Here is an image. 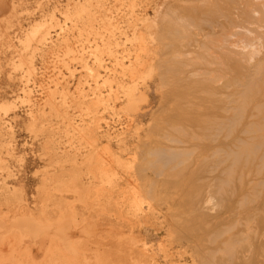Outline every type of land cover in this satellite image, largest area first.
<instances>
[{
	"label": "rangeland",
	"instance_id": "rangeland-1",
	"mask_svg": "<svg viewBox=\"0 0 264 264\" xmlns=\"http://www.w3.org/2000/svg\"><path fill=\"white\" fill-rule=\"evenodd\" d=\"M245 1L0 0V17H12L0 21V106H12L0 108V175L22 196L24 224L46 219V246L61 245L62 228L78 263L264 264V37L249 11L264 25V0ZM228 31L237 57L223 46ZM140 47L149 50L133 73ZM120 84L134 87L130 98ZM61 213L69 223L55 228ZM39 242L24 238L28 263L47 264Z\"/></svg>",
	"mask_w": 264,
	"mask_h": 264
},
{
	"label": "bare ground",
	"instance_id": "bare-ground-1",
	"mask_svg": "<svg viewBox=\"0 0 264 264\" xmlns=\"http://www.w3.org/2000/svg\"><path fill=\"white\" fill-rule=\"evenodd\" d=\"M2 1V0H1ZM240 0H238V2H239ZM243 1H245V0H243ZM254 0H251V2H253ZM257 1H259V0H257ZM256 1V2H257ZM4 2H5V0H4ZM122 2V1H121ZM245 2H248V1H245ZM251 2H249L250 4H252ZM1 3V5L3 4V2H0ZM5 3H7V2H5ZM237 3V2H236ZM240 3V2H239ZM259 3V2H258ZM86 4H87V2H86ZM238 4V3H237ZM254 4H255V2H254ZM254 4H252V6L254 5ZM263 4V3H262ZM130 5V4H129ZM240 5H242V4H240ZM247 5L249 6V4L247 3ZM5 6V5H4ZM89 6V5H88ZM140 6V5H139ZM138 6V7H139ZM247 6V7H248ZM251 6V5H250ZM257 6H258V4H257ZM8 7V6H7ZM245 7H246V5H245ZM98 8V7H97ZM263 8H264V6H263ZM262 8V9H263ZM2 9V6H1V8H0V10ZM7 9V8H6ZM99 9V8H98ZM196 9V8H195ZM261 9V10H262ZM9 10V9H8ZM260 10V9H259ZM259 10H257L254 6L253 7H251L250 8V15H251V19L253 18V17H256V19H255V21L254 22H256L257 23V26L259 27V28H261V29H263L262 30V33H259V29H257V32L259 33V34H261V35H259V38L261 37H264V25H261V24H263V23H259L260 22V20H259V18H258V16H259ZM11 11V10H10ZM14 11V10H13ZM86 11V10H85ZM194 11V10H193ZM15 12V11H14ZM211 12V11H210ZM227 12V11H226ZM232 12V11H231ZM248 12V11H247ZM262 12H264V9L262 10ZM9 13V12H8ZM7 13V14H8ZM84 13V12H83ZM93 13V12H92ZM97 13V12H96ZM133 13V12H132ZM212 13V12H211ZM215 13V12H214ZM217 13V12H216ZM215 13V14H216ZM219 13V12H218ZM240 13V12H239ZM12 14H13V12H12ZM11 13H10V15H12ZM89 14V13H88ZM231 14V16L232 17H234V16H236L234 13H230ZM247 14H249V12L247 13ZM16 15V14H15ZM128 15V14H127ZM204 15V14H203ZM243 15V14H242ZM261 15H263V14H261ZM6 16V15H5ZM8 17H9V15H7ZM93 16V15H92ZM202 16V15H201ZM217 16V15H216ZM223 16V15H222ZM229 16V15H228ZM228 16H223V17H225V18H227ZM247 17L249 16V15H246ZM264 16V15H263ZM4 17V16H3ZM3 17H0V21H1V19L6 23V21L8 20L6 17V19L5 18H3ZM15 17V16H14ZM78 17V16H77ZM211 17V16H210ZM218 17V16H217ZM10 18V17H9ZM79 18V17H78ZM85 18V17H84ZM235 18H237V16L235 17ZM5 19V20H4ZM10 19H12V17L10 18ZM9 19V20H10ZM71 19V18H70ZM128 19V18H127ZM204 19H206V18H204ZM238 19V18H237ZM248 19L250 20V16L248 17ZM254 19V18H253ZM8 20V21H9ZM148 20V19H147ZM7 21V22H8ZM108 21V20H107ZM110 21V20H109ZM202 21V20H201ZM226 21V20H225ZM224 21V22H225ZM229 21V20H228ZM251 21V20H250ZM249 21V22H250ZM253 21H252V23H253ZM263 21V20H262ZM2 22V21H1ZM1 22H0V26L2 27V25H1ZM101 22V21H100ZM149 22H151V21H149ZM166 22V21H165ZM164 22V23H165ZM218 22H219V20H218ZM218 22H216V23H218ZM9 23V22H8ZM38 23V22H37ZM90 23V22H89ZM109 23V22H108ZM153 23V22H152ZM204 23H206V22H204ZM226 23V22H225ZM230 25H227V26H230L231 27V25L233 24L232 22H228ZM228 23H226V24H228ZM242 23V22H241ZM39 24V23H38ZM38 24H35V26H32V28H31V30L28 32V34L26 35V38H25V44H27V43H29V41H31V39L35 36V34L39 31V29H40V25H38ZM87 24V23H86ZM92 24V23H91ZM169 24V23H168ZM219 24H220V22H219ZM4 26H5V24H3ZM42 25V24H41ZM165 25V24H164ZM179 25V24H178ZM177 25V26H178ZM182 25V24H181ZM211 25V24H210ZM236 24H233L232 25V27H234ZM251 25V24H250ZM255 25V24H254ZM4 26H3V28H4ZM44 26V25H43ZM163 26V25H162ZM217 26V25H216ZM222 26V25H221ZM256 26V25H255ZM78 27V26H77ZM88 27V26H87ZM94 27V26H93ZM143 27V26H142ZM145 27V26H144ZM182 27H183V25H182ZM82 28V27H81ZM90 28V27H89ZM88 28V29H89ZM222 28V30H223V27H221ZM244 28V27H243ZM257 28V27H256ZM256 28H253L254 30L256 29ZM148 29V28H147ZM159 29V28H158ZM158 29H156V30H158ZM224 29H225V27H224ZM248 29V28H247ZM5 30H6V28H5ZM45 30H47V29H45ZM99 30V29H98ZM162 30V29H161ZM239 30V29H238ZM251 30V29H250ZM1 31H2V33L3 34H5L4 32H6V31H4V29L2 30L1 29ZM4 31V32H3ZM166 31H167V29H166ZM206 31L208 32V30L206 29ZM246 31V30H245ZM244 31V32H245ZM47 32V31H46ZM158 32V31H157ZM159 32H160V30H159ZM252 32H253V30H252ZM1 33V32H0ZM1 33V34H2ZM45 33V32H44ZM43 33V34H44ZM85 33V32H84ZM142 33V32H141ZM212 33V32H211ZM224 33V32H223ZM231 33H233L232 31H231ZM231 33H229V31H228V34H226L225 35V37H224V45L223 46H226L225 47V50H227V52L231 55V54H233L234 52H235V57H237V54H240V52L242 51V50H238V52H237V49L239 48H237V46H238V44L236 43V39L234 40V41H232L231 40V37L234 35H232ZM255 33H256V30H255ZM2 34V35H3ZM41 34V33H40ZM43 34H41V37L42 36H44ZM46 34V33H45ZM158 34H160V33H158ZM225 34V33H224ZM223 34V35H224ZM247 34V33H246ZM88 35V34H87ZM95 35L96 36H98L97 38H99V39H101V43L105 46V45H107V47H108V44L107 43H105L104 42V35L102 36L101 34H97V33H95ZM151 35V34H150ZM206 35V34H205ZM213 35V34H212ZM222 35V34H221ZM248 35V34H247ZM1 36V35H0ZM4 36V35H3ZM79 36V35H78ZM90 36V35H89ZM157 36V35H156ZM204 36V35H203ZM235 36V35H234ZM253 36V35H252ZM251 36V37H252ZM255 36H258V34H256ZM40 37V36H39ZM39 37H37V39H39ZM40 37V39H42ZM207 37V36H206ZM221 38H223L222 36H220ZM194 38V37H193ZM208 38V37H207ZM211 38V37H210ZM35 39V38H34ZM43 39H44V37H43ZM42 39V40H43ZM47 39V38H46ZM96 39V38H95ZM112 39V38H111ZM142 39V38H141ZM159 39V38H158ZM212 39V38H211ZM218 39V41H219V39L220 38H217ZM232 39H233V37H232ZM240 39V38H239ZM242 39V38H241ZM243 39H245V38H243ZM264 39V38H263ZM132 40V39H131ZM153 40V39H152ZM157 40V39H156ZM210 40V39H209ZM214 40V39H213ZM39 42L41 41V40H38ZM38 41H37V43H38ZM44 41H46V40H44ZM221 41H223V40H221ZM220 41V42H221ZM237 41H239V40H237ZM257 41H258V38H257ZM262 41V40H261ZM33 42V41H32ZM91 42V41H90ZM141 42V41H140ZM214 42V41H213ZM46 43V42H45ZM211 43V42H210ZM42 44H44V42L42 43ZM140 44H142V42L140 43ZM148 44V43H147ZM215 44V43H214ZM243 44V43H242ZM94 45V58H95V60L96 61H99L98 60V53L100 52V46L98 45V43H96L95 42V44H93ZM143 45V44H142ZM141 45V46H142ZM213 45V44H212ZM244 45V44H243ZM242 45V46H243ZM263 45V44H262ZM42 46V45H41ZM45 46V45H44ZM102 46V45H101ZM143 46H145V45H143ZM154 47H155V45H153ZM219 46V45H218ZM221 47H222V45H220ZM241 46V45H240ZM153 47V48H154ZM23 48V47H22ZM25 48H26V46H25ZM28 48V47H27ZM35 49L34 50H36V47H34ZM88 48V47H87ZM90 48V47H89ZM153 48H152V50L150 49V51H152V53L154 54V52H156V51H154L153 52ZM158 48V47H157ZM220 48V47H219ZM224 48V47H223ZM237 48V49H236ZM246 48V47H245ZM245 48H244V50H245ZM264 48V47H263ZM102 49V48H101ZM139 49V51H138V53H135L134 52V60L132 61V67L129 65V70L131 71V72H133V71H135L137 68H138V66H139V68L141 67V65H143L144 64V59H143V57L145 56V54L147 53L146 51L147 50H149V49H146V47H140V48H138ZM159 49V48H158ZM158 49H156L157 51H158ZM41 50H42V48H41ZM86 50V49H85ZM108 50V52H109V49H107ZM154 50H155V48H154ZM260 50V49H259ZM27 51V50H26ZM37 51V50H36ZM38 51H39V49H38ZM210 51V50H209ZM240 51V52H239ZM264 51V50H263ZM212 52V51H211ZM222 52H223V50H222ZM248 52V51H247ZM249 52H250V50H249ZM252 52V51H251ZM250 52V53H251ZM109 53H111V52H109ZM156 53H158V52H156ZM155 53V54H156ZM159 53H161L160 52V50H159ZM209 53V52H208ZM242 53V52H241ZM245 53V52H244ZM261 53V52H260ZM100 54V53H99ZM155 54H154V56H155ZM213 54V53H212ZM252 54H254V53H252ZM33 55V54H32ZM151 55V54H150ZM157 55L158 54H156V57H157ZM161 54H159L158 55V57L160 56ZM210 55V54H209ZM255 55V54H254ZM40 56V55H39ZM82 56V55H81ZM93 56V55H92ZM152 57H153V55H151ZM226 56H228V55H226ZM225 56V57H226ZM239 56V55H238ZM241 56V55H240ZM151 57V58H152ZM157 57V58H158ZM247 57V56H246ZM149 58H150V56H149ZM156 58V59H157ZM213 58V57H212ZM228 58H229V56H228ZM249 58V57H248ZM253 58V57H252ZM258 58V57H257ZM76 59V58H75ZM155 59V58H154ZM214 59V58H213ZM217 59H218V57H217ZM221 59V58H220ZM223 59V58H222ZM225 59V58H224ZM237 59V58H236ZM239 59V58H238ZM102 60V59H101ZM117 60V59H116ZM240 60H243L242 58L240 59ZM82 61V60H81ZM153 61V60H152ZM215 61H217V60H215ZM226 61V60H225ZM246 61V60H245ZM117 63V62H116ZM115 63V64H116ZM152 63V62H151ZM215 63V62H214ZM248 63V62H247ZM251 63H252V61H251ZM120 64V63H119ZM245 64V63H244ZM20 65H21V63H20ZM153 65V64H152ZM224 65V64H223ZM247 65V64H246ZM14 66V65H13ZM123 67H124V65H123ZM95 68V67H94ZM142 68V67H141ZM22 69V68H21ZM228 69H229V67H228ZM0 70H1V68H0ZM104 70H105V68H104ZM128 70V69H127ZM138 70V69H137ZM216 70V69H215ZM136 72V71H135ZM90 73V72H89ZM96 73V72H95ZM134 73V72H133ZM199 73V72H198ZM32 75V74H31ZM92 75V74H91ZM134 75V74H133ZM88 76H89V74H88ZM95 76V75H94ZM128 76H130V75H128ZM90 77V76H89ZM96 77H98V74H97V76ZM95 77V78H96ZM131 78H133V77H131ZM111 80V79H110ZM105 81V80H104ZM101 82H103V81H101ZM109 85V84H108ZM120 85H122V84H120ZM123 86V85H122ZM42 87H44V86H42ZM125 86H123V89H122V91H123V93H124V96H126L127 98L129 97H131L130 95H131V92L133 91V93H134V87L132 86L131 88H124ZM27 92V91H26ZM45 93V92H44ZM80 93V92H79ZM95 93V92H94ZM101 93V92H100ZM109 93V92H108ZM111 93V92H110ZM117 93V92H116ZM163 93V92H162ZM97 94H99V93H97ZM143 94V93H142ZM64 95V94H63ZM106 95H107V93H106ZM113 95V94H112ZM97 96H99V95H97ZM103 95H101V96H99V97H102ZM109 96H110V94H109ZM108 96V97H109ZM115 96V95H114ZM117 96V95H116ZM62 97V96H61ZM94 97H95V95H94ZM138 97V96H137ZM145 97V96H144ZM63 99H64V97H62ZM76 98V97H75ZM79 98V97H78ZM103 98V97H102ZM101 98V99H102ZM115 99V101H118V99L116 98V97H114ZM91 99V98H90ZM96 100H98L99 98L98 97H96L95 98ZM104 99H106L105 97H104ZM103 99V100H104ZM109 99H110V97H109ZM141 99H143V98H141ZM140 99V100H141ZM65 100V99H64ZM91 100H93V99H91ZM91 100H90V102H91ZM119 100H121V99H119ZM145 100V99H144ZM89 101V100H88ZM94 101V100H93ZM131 101V103L132 104H135V103H133L134 102V99H131L130 100ZM83 102V101H82ZM94 102H99V101H94ZM104 102H106V100L104 101ZM65 103V102H64ZM76 103H78V102H76ZM112 103H114V102H112ZM88 104H90V103H88ZM91 104H93V102H91ZM90 104V105H91ZM95 105H94V108H95V106H96V103H94ZM31 105H33V104H31ZM38 105V104H37ZM98 105V104H97ZM39 106V105H38ZM100 106V105H99ZM12 106H11V104H2L1 106H0V108L1 109H3V110H8V109H10ZM32 107V106H31ZM97 107V106H96ZM105 107V106H104ZM93 108V107H92ZM12 109V108H11ZM10 109V110H11ZM14 110V109H13ZM56 110V109H55ZM85 110V109H84ZM93 110V109H92ZM80 111H82V109L80 110ZM94 111V110H93ZM101 113V112H100ZM30 115V114H29ZM141 116H143V115H141ZM98 120V119H97ZM132 120V119H131ZM33 121H35V120H33ZM26 125V124H25ZM130 125V124H129ZM76 126V125H75ZM95 126V125H94ZM77 128H78V126H77ZM210 128V127H209ZM25 129V128H24ZM91 129V128H90ZM98 130V129H97ZM124 130V129H123ZM214 131H215V129H213ZM11 131V130H10ZM95 131V130H94ZM93 132V131H92ZM81 133V132H80ZM91 133V132H90ZM89 134V133H88ZM119 134V133H118ZM117 134V135H118ZM120 135H122V134H119L118 136H120ZM137 135V134H136ZM111 135H110V133L108 134H106V136L105 137H107L108 138V141H110V140H112L113 138L112 137H110ZM116 137V136H115ZM121 137V136H120ZM159 137V136H158ZM90 139V138H89ZM88 139V140H89ZM115 140H118V142H119V140H120V138L119 137H117V139H115ZM213 141V140H212ZM94 142V141H93ZM79 143V142H78ZM145 144H147L146 142H145ZM8 144H6V146H7ZM154 145V144H153ZM119 146H121V145H119ZM105 147V146H104ZM103 147V149H104V151L105 152H108L107 151V149L109 148L108 146L107 147H105L104 148ZM159 147V146H158ZM102 148V147H101ZM155 148V147H154ZM160 148H162V147H160ZM218 148V147H217ZM6 149V148H5ZM96 149V148H95ZM138 149V148H137ZM157 149V148H156ZM165 149V148H164ZM50 150V149H49ZM160 150V149H159ZM166 150H167V148H166ZM8 151V150H7ZM48 151V150H47ZM141 151V150H140ZM145 151V150H144ZM143 151V152H144ZM164 151V150H163ZM146 152H147V150H146ZM157 152H158V150H157ZM172 152V151H171ZM215 152V151H214ZM167 153V152H166ZM177 153V152H176ZM98 154V153H97ZM150 154V153H149ZM165 155V154H164ZM42 156V155H41ZM85 156V155H84ZM161 156H163V155H161ZM53 157V156H52ZM115 157V156H114ZM160 157V156H159ZM166 157H168V156H165L164 158L162 157V159H165ZM172 156H170V158H171ZM103 158H105V157H103ZM50 159V158H49ZM158 159V158H157ZM172 159V158H171ZM173 159H174V157H173ZM15 160V159H14ZM17 160V159H16ZM56 160H58V159H56ZM136 160V159H135ZM143 160V159H142ZM165 160H168V159H165ZM48 161V160H47ZM105 161V160H104ZM132 161V160H131ZM158 161V160H157ZM133 162V161H132ZM150 162V161H149ZM80 163V162H79ZM148 163V162H147ZM56 164V163H55ZM152 164V163H151ZM164 164V163H163ZM141 166H142V164H141ZM155 166V165H154ZM99 167V166H98ZM145 167V166H144ZM166 167V166H165ZM113 168V167H112ZM134 168V167H133ZM85 169V168H84ZM100 171L98 172L99 174H100V177H99V179H102L103 181H104V184H105V182L106 183H110L111 182V174H108V172H107V170H104V169H102V168H98ZM102 169V170H101ZM110 169V168H109ZM146 169H147V167H146ZM138 170V169H137ZM142 171V170H141ZM134 172V171H133ZM162 172V171H161ZM139 173V172H138ZM92 174V173H91ZM94 174V173H93ZM41 175H42V173H41ZM58 175V174H57ZM56 175V176H57ZM10 176V175H9ZM45 176V175H44ZM113 176V175H112ZM8 177V176H7ZM7 177L5 178V176L3 177L2 175H0V264H33V263H28L29 261H27L25 258H27L26 256H27V253H28V255L29 256H31L32 254L30 253V250H28V249H24V238L25 237H27V238H31V239H37V240H39L40 239V242H39V244L38 245H41L40 243L41 242H43V245H42V249H43V247H44V241H46L47 239L46 238H44V236H42L41 234H42V232H40V229L41 228H38L39 226H37V224L35 225V222H30V224L28 225V224H24L25 222H24V202H23V199H22V196H17V189H14V187H9V185L10 184H8L9 182H7L8 180H7ZM94 177H95V175H94ZM138 177V176H137ZM41 178V177H40ZM60 178V177H59ZM65 178V177H64ZM94 179V178H93ZM97 179V178H96ZM143 179V178H142ZM55 180H56V178H55ZM54 180V181H55ZM90 180V179H89ZM140 180V179H139ZM68 181V180H67ZM69 181L71 182V181H73V180H70L69 179ZM102 181V182H103ZM130 181V180H129ZM62 182H63V180H62ZM65 182V181H64ZM95 182H96V180H95ZM50 183V182H49ZM58 183H61V182H58ZM67 183V182H66ZM75 183V182H74ZM42 184V183H41ZM56 184H57V182H56ZM69 182H68V186L66 185L65 187H64V184H63V189L62 190H64V191H66V193H68L69 191L70 192H74L75 193V190H76V187L74 188V187H72L71 188V184H72V182H71V184H70V186H69ZM43 185V184H42ZM59 185V184H58ZM142 185V184H141ZM48 186V185H47ZM62 186V185H61ZM75 186V185H74ZM86 186V185H85ZM98 186V185H97ZM50 187V186H49ZM67 187H70V188H67ZM80 187V186H79ZM89 188H92V185H91V187L90 186H88ZM87 187V188H88ZM123 187V186H122ZM151 188H152V186H150ZM43 188H45V187H43ZM60 188V187H59ZM78 188V187H77ZM88 188V189H89ZM96 188V187H95ZM136 188V187H135ZM143 188V187H142ZM149 188V187H148ZM150 188V189H151ZM13 191H12V190ZM48 189V188H47ZM46 189V190H47ZM53 189V188H52ZM57 189V188H56ZM119 189V188H118ZM131 189V188H130ZM35 190H36V188H35ZM42 190V189H41ZM78 190H80V193H82L81 192V189H78ZM78 190L76 191V192H78ZM40 191V190H39ZM54 191H56V190H54ZM85 191L87 192L88 190L85 188ZM138 191V190H137ZM44 192H45V190H44ZM44 192H41V193H44ZM61 192V191H60ZM69 192V193H70ZM40 193V194H41ZM45 193H47V191L45 192ZM64 193V192H63ZM88 193V192H87ZM93 193V192H92ZM39 194V195H40ZM71 194V193H70ZM130 194V193H129ZM140 194V193H139ZM145 194V193H144ZM22 195V194H21ZM46 195H50V193L48 192V194H46ZM86 195V194H85ZM124 195V194H123ZM149 195V194H148ZM42 196V195H41ZM45 196V195H44ZM65 196V195H64ZM80 196V195H79ZM134 196V195H133ZM13 197L15 198L14 200H13ZM46 197V196H45ZM44 197V198H45ZM43 198V197H42ZM50 198V197H49ZM48 198V199H49ZM152 198V197H151ZM47 199V198H46ZM75 200V199H74ZM81 200V199H80ZM154 200V199H153ZM44 201V200H43ZM47 201V200H46ZM87 201V200H86ZM60 202V201H59ZM74 202V201H73ZM77 202H78V200H77ZM91 202V201H90ZM57 203V202H56ZM69 203V202H68ZM81 203V202H80ZM55 204V203H54ZM92 204V203H91ZM27 204H25V206H26ZM46 205V204H45ZM204 205V204H203ZM69 206V205H68ZM46 207V206H45ZM45 207H44V209H45ZM55 207V206H54ZM64 207V206H63ZM104 207V206H103ZM62 208V207H61ZM69 208V207H68ZM92 208V207H91ZM97 208V207H96ZM28 209V208H27ZM101 209V208H100ZM29 210V209H28ZM64 210V209H63ZM95 210V209H94ZM16 212L14 215H13V217L11 218L10 217V214H12L11 212ZM59 211V210H58ZM76 211V210H75ZM83 211V210H82ZM120 211V210H119ZM46 212V211H45ZM60 212H62V210L60 211ZM68 212V211H67ZM100 212H101V210H100ZM43 213V212H42ZM42 213H40V214H42ZM69 213V212H68ZM28 214V213H27ZM26 214V215H27ZM47 214V213H46ZM45 214V215H46ZM58 214V213H57ZM62 214L63 213H61V214H59V215H61L62 216ZM73 214V213H72ZM71 214V215H72ZM76 214V213H75ZM75 214H74V216H75ZM88 214V213H87ZM99 214V213H98ZM26 215H25V217H26ZM32 215V214H31ZM44 215V214H43ZM65 215V214H64ZM66 215H67V213H66ZM110 215V214H109ZM39 216H41V215H39ZM39 216H37L38 218H39ZM47 216V215H46ZM68 216L70 217V215L68 214ZM78 216H79V214H78ZM94 216V215H93ZM99 216H100V214H99ZM31 219H32V217L31 216H29ZM44 218H47V217H45V216H43ZM58 217V216H57ZM69 217H68V219H69ZM72 217V216H71ZM98 217V216H97ZM27 218H28V216H27ZM44 218H42V219H44ZM49 218V217H48ZM55 218V217H54ZM53 218V219H54ZM63 218V216L60 218L61 220L58 222V223H56V225H55V228H56V226H57V224H59V226H60V224L63 222V223H65V220H67L65 217V219H62ZM37 219V218H36ZM58 219V218H57ZM57 219H55V220H57ZM71 219V218H70ZM83 219H85V217L83 218ZM82 219V220H83ZM88 219V218H87ZM98 219V218H97ZM26 220V219H25ZM33 221H34V219H32ZM41 220V219H40ZM46 219H44V221H45ZM59 220V219H58ZM75 220V219H74ZM79 220V219H78ZM86 220V219H85ZM39 221V220H38ZM44 221H42V223H44ZM71 221V220H70ZM93 221V220H92ZM106 221H108V220H106ZM51 222V221H50ZM80 222V221H79ZM84 222V221H83ZM87 222V221H86ZM122 222V221H121ZM42 223H39L38 225H40V224H42ZM46 223V222H45ZM62 223V224H63ZM67 223V222H66ZM66 223L64 224V226L66 225ZM68 223H69V221H68ZM67 223V224H68ZM75 222H73V224H74ZM126 223V222H125ZM116 224V223H115ZM51 225V224H50ZM104 225V224H103ZM42 226H45V225H40V227H42ZM59 226H57V228L59 227ZM73 226V225H72ZM75 226V225H74ZM77 226H79V225H77ZM77 226H75V227H77ZM105 226V225H104ZM116 226V225H115ZM51 227V226H50ZM69 227V226H68ZM71 227V226H70ZM84 227V226H83ZM87 227V226H86ZM120 227V226H119ZM118 227V228H119ZM45 228V227H44ZM43 227H42V229L41 230H43L44 229ZM46 228H47V224H46ZM49 228V227H48ZM47 228V229H48ZM61 228V227H60ZM47 229H46V231H47ZM62 229V228H61ZM60 229V230H61ZM74 229V228H73ZM77 229V228H76ZM60 230L58 229V233L56 234V236H57V238L59 239H62L61 240V245L60 244H58V240L56 241V240H54L53 238H50V241H49V245L48 246H46V244H45V249H44V253H43V255L44 256H42L41 255V257L42 258H45L46 259V262L45 263H47V264H81V263H83V261L85 260H82V262H80V263H78V261L76 260V258L75 257H77V255L76 254H78V253H76L77 251H78V249H76V246H77V244L76 245H74V243L73 242H71V240L70 239H68V238H70L69 236V234H67V237H66V234L65 235H63V233H61V234H59V232H60ZM79 230V229H78ZM46 231H44V232H46ZM52 231V228H51V230L49 229L48 230V232H51ZM80 231V230H79ZM55 232H57L56 230L54 231V233ZM63 232H64V230H63ZM65 232H70L69 231V229H68V231L66 230ZM52 233H53V231H52ZM91 233V232H90ZM59 234V235H58ZM50 235V234H49ZM69 235V236H68ZM85 235V234H84ZM93 236V235H92ZM104 236V235H103ZM51 237H53L52 235H51ZM74 237V236H73ZM82 237V236H81ZM95 237V236H94ZM103 238V237H102ZM208 238V237H207ZM210 238V237H209ZM42 239H44V241L42 240ZM46 239V240H45ZM212 239V238H211ZM42 240V241H41ZM105 240V239H104ZM132 240V239H131ZM210 240V239H209ZM90 241V240H89ZM99 241V240H98ZM123 241V240H122ZM91 242V241H90ZM110 242V241H109ZM212 242V241H211ZM215 242V241H214ZM79 243V242H78ZM97 243V242H96ZM112 244V243H111ZM79 245V244H78ZM103 245V244H102ZM100 246V245H99ZM104 246V245H103ZM112 246V245H111ZM81 247V246H80ZM132 247V246H131ZM113 248V247H112ZM197 248V247H196ZM24 250H26V251H24ZM39 250H41V249H39ZM77 250V251H76ZM83 250V249H82ZM28 251V252H27ZM84 251H85V249H84ZM84 251H81V253L82 254H84L85 252ZM213 251V250H212ZM215 251V250H214ZM25 252H27V253H25ZM38 252V251H37ZM42 252V251H41ZM209 252V251H208ZM25 253V254H24ZM79 253H80V251H79ZM87 253V252H86ZM95 254V253H94ZM93 254V255H94ZM109 254V253H108ZM107 254V255H108ZM202 254V253H201ZM209 254V253H208ZM24 255H26L25 257H24ZM76 255V256H75ZM106 255V254H105ZM206 255V254H205ZM209 255H211V254H209ZM35 256V255H34ZM33 256V257H34ZM46 256V257H45ZM84 256H86V255H84ZM32 257V256H31ZM29 258V259H32V258ZM40 257V258H41ZM95 257V256H94ZM108 257H109V255H108ZM79 258V256L77 257V259ZM93 258V257H92ZM99 258H100V256H99ZM142 258V257H141ZM150 258V257H149ZM38 259V258H37ZM37 259H36V263H38V261H37ZM97 259H98V257H97ZM102 259H104L103 257H102ZM105 259H107V257L105 258ZM109 259V258H108ZM108 259H107V264H109V262H110V260L108 261ZM129 259V258H128ZM32 260H35L34 258L32 259ZM38 260H40V259H38ZM42 260V259H41ZM92 260V259H91ZM94 260V259H93ZM92 260V261H93ZM120 260V259H119ZM44 261L45 260H43L42 262L44 263ZM87 261H89V260H87ZM96 261V260H95ZM95 261H93V262H95ZM100 261H101V263L102 264H104L105 263V261L103 262V260H99V262L98 263H100ZM113 261V260H112ZM140 261V260H139ZM201 261V260H200ZM34 262V264H36ZM40 262V261H39ZM91 262V261H90ZM89 262V263H90ZM97 262V261H96ZM144 262V261H143ZM87 263V262H86ZM100 263V264H101ZM111 263V262H110ZM140 263V262H139ZM138 263V264H139ZM149 263V262H148ZM198 263V262H197ZM42 264V263H41ZM84 264V263H83ZM88 264V263H87ZM90 264H93V263H90ZM95 264V263H94ZM202 264V263H201Z\"/></svg>",
	"mask_w": 264,
	"mask_h": 264
}]
</instances>
